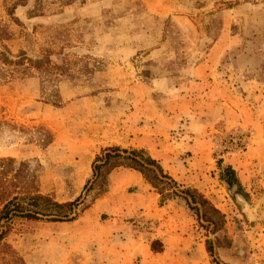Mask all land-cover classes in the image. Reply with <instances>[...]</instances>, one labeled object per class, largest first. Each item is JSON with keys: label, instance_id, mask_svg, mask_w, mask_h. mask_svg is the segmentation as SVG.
<instances>
[{"label": "rangeland", "instance_id": "obj_1", "mask_svg": "<svg viewBox=\"0 0 264 264\" xmlns=\"http://www.w3.org/2000/svg\"><path fill=\"white\" fill-rule=\"evenodd\" d=\"M37 1L0 0V45L65 71L0 80V158L73 204L63 221L13 218L3 241L25 264H264V0ZM111 147L144 150L178 195L111 187V166L93 168Z\"/></svg>", "mask_w": 264, "mask_h": 264}, {"label": "trees", "instance_id": "obj_2", "mask_svg": "<svg viewBox=\"0 0 264 264\" xmlns=\"http://www.w3.org/2000/svg\"><path fill=\"white\" fill-rule=\"evenodd\" d=\"M40 0L37 1V7ZM30 68L38 70L46 81L53 80L58 74L65 71L64 64H57L51 61L48 55L42 57L31 58L25 53L17 55L11 54L9 49L0 45V80L7 77L26 75ZM120 155L116 147L107 148L103 155L102 164L94 163L93 168L98 170L102 166L110 165V169L116 166H125L138 171L142 177L154 188L162 193L167 190L168 195L177 196L178 191L171 188L174 180L163 171L161 165L154 158L144 154V150L131 149L122 150ZM97 157V158H99ZM123 159L126 163H113L114 160ZM15 160L10 157L0 158V259L1 264H25L24 260L16 253V251L3 239L7 233V227L11 220L15 217H24L26 219H39L41 215H53L52 221H63L71 211L73 202L60 203L54 201L49 196L41 194L35 189V185L30 189L31 184L35 183V175L28 174L25 177L22 167L26 162H20L19 166H14ZM222 178L226 182L228 188L234 185H241L236 177V173L231 166L225 167ZM23 178L29 180V185H20ZM164 186L163 188L161 186ZM21 186V187H19ZM21 188V191H16ZM187 197L184 198L190 209L201 220L207 222L206 227L211 226L213 233L221 230L224 225L223 213L211 204L203 195L196 190L185 188L179 190ZM73 219L71 217L68 220ZM151 250L161 251V244L158 240H153L150 244ZM207 250L211 252L210 242L207 241Z\"/></svg>", "mask_w": 264, "mask_h": 264}, {"label": "crops", "instance_id": "obj_3", "mask_svg": "<svg viewBox=\"0 0 264 264\" xmlns=\"http://www.w3.org/2000/svg\"><path fill=\"white\" fill-rule=\"evenodd\" d=\"M107 177L111 187L132 185L138 186L141 191L147 190L148 192L147 184L149 183L135 169L116 166L108 171Z\"/></svg>", "mask_w": 264, "mask_h": 264}]
</instances>
